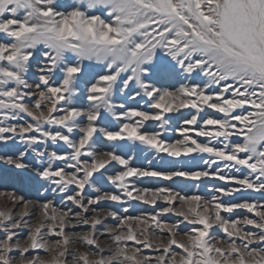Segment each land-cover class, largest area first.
Wrapping results in <instances>:
<instances>
[{
  "label": "snow or ice",
  "instance_id": "1",
  "mask_svg": "<svg viewBox=\"0 0 264 264\" xmlns=\"http://www.w3.org/2000/svg\"><path fill=\"white\" fill-rule=\"evenodd\" d=\"M0 264H264V0H0Z\"/></svg>",
  "mask_w": 264,
  "mask_h": 264
},
{
  "label": "rangeland",
  "instance_id": "2",
  "mask_svg": "<svg viewBox=\"0 0 264 264\" xmlns=\"http://www.w3.org/2000/svg\"><path fill=\"white\" fill-rule=\"evenodd\" d=\"M7 201L4 199L2 195H0V207H2Z\"/></svg>",
  "mask_w": 264,
  "mask_h": 264
}]
</instances>
